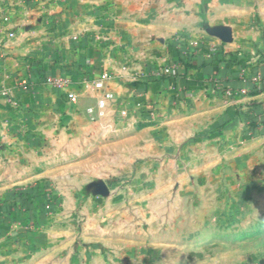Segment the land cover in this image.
Masks as SVG:
<instances>
[{
    "label": "crops",
    "instance_id": "crops-1",
    "mask_svg": "<svg viewBox=\"0 0 264 264\" xmlns=\"http://www.w3.org/2000/svg\"><path fill=\"white\" fill-rule=\"evenodd\" d=\"M103 72L112 98L93 121L85 109ZM149 104L184 111L196 130L205 119L209 130L264 139V0H0V264L68 249L37 240L50 218L40 205L84 194L95 167L81 156L116 146L108 136L135 138L125 132L145 123ZM102 162L97 181L108 176Z\"/></svg>",
    "mask_w": 264,
    "mask_h": 264
},
{
    "label": "rangeland",
    "instance_id": "rangeland-1",
    "mask_svg": "<svg viewBox=\"0 0 264 264\" xmlns=\"http://www.w3.org/2000/svg\"><path fill=\"white\" fill-rule=\"evenodd\" d=\"M140 112L145 123L125 132L135 138L108 136L116 146L81 156L95 167L84 194L40 205L50 218L37 240L70 246L32 264H264V139L209 130L205 119L196 130L180 109Z\"/></svg>",
    "mask_w": 264,
    "mask_h": 264
},
{
    "label": "built area",
    "instance_id": "built-area-1",
    "mask_svg": "<svg viewBox=\"0 0 264 264\" xmlns=\"http://www.w3.org/2000/svg\"><path fill=\"white\" fill-rule=\"evenodd\" d=\"M9 37L13 36V33L10 32ZM192 45H198L196 42H194ZM166 73H169V68L165 69ZM109 78V74L107 72H103L100 74L99 78L92 83L93 88L96 91H100V96L96 98L95 103L93 106L86 107L85 111L89 117L90 120H96L98 118L103 117L104 110L106 107V102L112 98V93L108 90H106L105 81ZM44 82L49 83L58 87H64L70 83V80L67 78H57V77H50L46 76L44 77ZM228 95L230 92H226ZM67 98L70 102H77L78 96L72 92L67 93ZM151 115H153L151 113Z\"/></svg>",
    "mask_w": 264,
    "mask_h": 264
}]
</instances>
